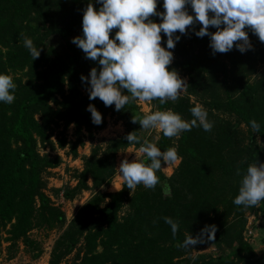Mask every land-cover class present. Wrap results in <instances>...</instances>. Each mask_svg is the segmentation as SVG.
<instances>
[{"label":"trees","instance_id":"16d2710c","mask_svg":"<svg viewBox=\"0 0 264 264\" xmlns=\"http://www.w3.org/2000/svg\"><path fill=\"white\" fill-rule=\"evenodd\" d=\"M89 2L0 0V74L11 75L17 85L14 102H0V242H6L11 255L18 241L32 246L29 230L44 226L60 228L48 264H59L77 243L81 247L72 253L69 264H264V254L256 255L254 243L243 235L245 212L258 208L264 214V202L256 208L233 203L247 166L264 160V144L257 142L258 138L264 143V43L246 28L251 49L241 53L234 47L214 54L210 37L195 34L199 23L189 27L187 34L177 32L180 39L171 51L188 75L186 92L175 103H151L157 110L171 108L191 120L194 103L188 95H198L213 127L211 131L193 127L171 139L158 131L153 142L162 151L176 147L179 159L169 174L157 172L160 183L154 189L141 184L131 193L122 180L118 189L100 191L98 187L114 173L115 153L131 145L126 134L136 131L143 136L139 123L131 122L134 113H143L136 102L116 111L99 98L89 99V85L81 75L88 77L91 68L100 66L72 43L73 37L83 35V10ZM91 2L100 7L96 0ZM187 10L194 15L190 5ZM157 11H164L163 0H157ZM151 19L159 23L161 17ZM22 33L41 49L38 59L32 60ZM161 37L166 48L167 36L161 32ZM257 62L262 64L258 71ZM89 104L102 114L101 124L92 122ZM107 114L122 120L123 131L91 144L89 152L80 156L81 167L73 170L72 185L52 188L65 199L82 189L93 190L65 222L64 212L43 189L44 173L59 163L60 156L44 149L67 145L74 157L77 144L84 136L93 138ZM253 119L260 124L259 133H253ZM70 122L73 138L67 139L64 131ZM240 124L245 126L243 136ZM164 217L179 222L175 237ZM213 224L217 230L209 242L215 254L196 253L195 260L183 255L187 248L176 245ZM263 226L261 220L260 230ZM258 240L264 239L259 235Z\"/></svg>","mask_w":264,"mask_h":264},{"label":"clouds","instance_id":"9594fccd","mask_svg":"<svg viewBox=\"0 0 264 264\" xmlns=\"http://www.w3.org/2000/svg\"><path fill=\"white\" fill-rule=\"evenodd\" d=\"M97 9L90 2L83 10L82 36L72 38L87 59L97 61L99 70L91 68L89 76L81 75V81L89 85V99L99 98L106 107L115 106L121 111L136 101L158 100L160 105L175 103L186 91V80L175 70H169L173 52L180 35L187 34L189 27L199 23L196 35L209 36L213 53H227L234 47L241 53L252 48L249 28L264 43V0H163V12L157 11V0H96ZM191 6L194 15L187 10ZM159 16V23L151 19ZM216 31L210 32L209 28ZM115 31V36L110 33ZM161 32L167 36V47L161 46ZM180 35H176V33ZM24 47L32 60L38 59L41 49L27 35ZM17 85L9 74H0V102L11 104L15 100ZM125 90L126 93L125 94ZM87 110L92 122L102 123V114L92 104ZM191 120H186L171 108L154 110L143 114L134 113L132 123H139L144 131L154 130L169 139L178 138L182 132L201 127L211 131L213 122L208 119L207 109L200 103L190 109ZM253 133L260 132V124L250 121ZM128 144H138L133 160L123 159L118 167L125 186L131 193L138 185L154 189L160 183L162 162L167 166L178 160L176 147L161 150L156 142L132 131L126 134ZM237 175L241 171L237 168ZM120 190V189H119ZM164 191L169 186L164 185ZM264 202V162L250 163L242 174L238 195L233 203L245 208L257 207ZM170 225L173 237L179 222L171 217L163 218ZM216 226L206 225L196 236L189 235L178 248H196L215 239ZM196 259L195 256L192 257Z\"/></svg>","mask_w":264,"mask_h":264},{"label":"rangeland","instance_id":"374dc122","mask_svg":"<svg viewBox=\"0 0 264 264\" xmlns=\"http://www.w3.org/2000/svg\"><path fill=\"white\" fill-rule=\"evenodd\" d=\"M173 61L171 65H169V70L175 69L179 75L186 80L188 84V75L184 72L183 68L176 63L178 58L175 57L173 54ZM256 71L262 69V64L257 62L255 64ZM187 89V86H186ZM186 92V91H185ZM183 92V94L185 93ZM188 101L195 104L201 102V98L198 95L190 94L188 95ZM138 109L142 112H150L157 110L151 102H142L136 101ZM62 128V125L59 126ZM240 132L243 136L245 126L240 124ZM124 129L123 122L121 119L117 118L115 114L112 115H105V122L102 128H98L93 132V138L89 139L88 137L84 136L82 138V142L77 144V153L75 157L68 154L67 152V145L63 147H55L52 150H48L45 148L44 150L50 154L57 153L60 156V161L57 165L53 167L47 168V172L44 173V179L46 181V185L43 188L44 191L49 195L51 203L56 205L59 209L64 212L65 215V222L68 221L76 211L77 207L85 201L93 192L92 189H82L79 193H77L72 199H65L63 198L59 192L56 194L53 192V187H58L59 185L64 184H73L75 179L72 175L74 168L79 169L82 165L81 158L77 155L81 156L83 153H88L91 144L95 142L102 141L103 139L111 136H115L120 134ZM73 124L70 122L66 125L65 135L67 139L73 138ZM85 133V130L82 129ZM142 137H146L150 141H153L157 137L158 131L149 130L144 131ZM51 138L54 140V134L51 135ZM257 142L259 144H264L261 140L257 138ZM137 146V145H136ZM39 151L42 152L43 150L39 147ZM135 153H138L136 150L135 145H128L123 149L118 150L114 155V173L111 176L110 180L106 184L100 185L98 188L100 191H113L120 187L121 181L123 180L122 176L119 174V164L120 162L127 158L128 160H133L135 157ZM179 159V158H178ZM178 160L174 164L166 165L162 163V170L164 173L169 174L172 169L177 164ZM260 162H264L261 160ZM259 162V163H260ZM89 182V180H88ZM256 208V207H255ZM246 220L243 228V235L244 237L254 243V250L256 255H263L264 254V240H258V236L261 235L264 239V226L260 230V222L263 220L264 222V214L257 208L254 211L245 212ZM250 229L248 233L244 231V229ZM60 228H50L47 229L44 226L33 227L29 230L28 234L29 237L32 238L33 244L32 246H24L20 241L17 242L16 250L10 255L6 248H5V241L0 242V264H48V256L49 250L52 245L53 239L56 237ZM5 233H3L4 235ZM81 247L80 243H77L69 254L59 262V264H69L70 257L72 253ZM228 248H223L226 251ZM216 252L215 246L211 242H206L204 244L196 245V248H187L185 254L186 256L192 257L196 253H201L203 255L209 254L214 255Z\"/></svg>","mask_w":264,"mask_h":264},{"label":"built area","instance_id":"2783aa9c","mask_svg":"<svg viewBox=\"0 0 264 264\" xmlns=\"http://www.w3.org/2000/svg\"><path fill=\"white\" fill-rule=\"evenodd\" d=\"M135 147H136V150L138 151L139 150V145H135ZM78 157H80L79 155H77ZM75 157V156H74ZM244 231H245V233H246V231L249 233L250 232V229L248 228V229H244Z\"/></svg>","mask_w":264,"mask_h":264}]
</instances>
